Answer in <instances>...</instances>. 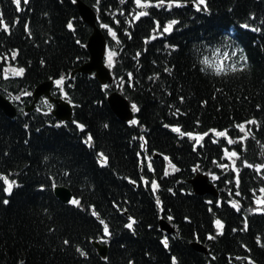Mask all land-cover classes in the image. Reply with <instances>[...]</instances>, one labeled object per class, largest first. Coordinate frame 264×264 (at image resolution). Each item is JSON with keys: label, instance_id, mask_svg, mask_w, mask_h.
<instances>
[{"label": "trees", "instance_id": "16d2710c", "mask_svg": "<svg viewBox=\"0 0 264 264\" xmlns=\"http://www.w3.org/2000/svg\"><path fill=\"white\" fill-rule=\"evenodd\" d=\"M84 1L99 13L107 55L109 48L117 53L114 85L137 105L138 123L114 114L107 89L93 75L71 77L89 59L85 44L91 33L74 0H28L22 10L14 0H0L11 29L0 26L2 92L20 106L26 103L21 92L66 74L55 94L67 92L74 107L73 123L65 124L44 104L31 112L19 108L15 118L0 109V173L18 182L6 192L0 177V264H264V203H258L264 198V169L242 163H264V0H207L201 10L191 0L172 8L141 7L135 0ZM137 12L147 14L137 20ZM172 19L178 23L171 32L153 33L156 20L162 31ZM213 65L229 70L218 73ZM6 67L25 72L5 78ZM253 120L247 131L237 127ZM169 125H179L181 132ZM212 129H227L233 143ZM185 132L208 136L201 140ZM225 147L240 153L239 173ZM101 151L108 157L104 164ZM196 168L217 183L218 197L192 191L188 179ZM53 182L69 187L81 204L59 199ZM130 217L132 229L126 226ZM160 217L173 223L174 234L159 229ZM93 240L108 244L105 256ZM194 241L208 254L194 249Z\"/></svg>", "mask_w": 264, "mask_h": 264}, {"label": "water", "instance_id": "95a60500", "mask_svg": "<svg viewBox=\"0 0 264 264\" xmlns=\"http://www.w3.org/2000/svg\"><path fill=\"white\" fill-rule=\"evenodd\" d=\"M77 8L79 11L80 16L82 19L91 26L92 32L88 38L87 42V49L90 53V60L85 63L83 66L79 68V70L83 72H91L95 71L97 78L102 82L105 83L107 81L111 82L112 77L106 68V66L103 65V56L105 52V38L101 31V29L97 25V15L95 11L86 3H84L82 0H77ZM52 84V81L43 82L35 89V100L36 97L41 94H46L50 96V86ZM51 101L55 103V108L52 110V113L61 120H67L70 121L72 118V107L71 105L65 101L64 99L58 97H49ZM107 101L112 108V110L115 112V114L123 119V120H129L132 119L133 113L130 108V102L129 100L124 97L121 93L117 91H113L109 94ZM0 108L3 110L4 113H6L8 116L13 117L16 114V108L11 103L10 100L5 98L0 93ZM190 183L193 186V189L196 193H211L214 195H217V189L213 184H211L208 181V177L203 173H197L195 177L189 180ZM54 193L63 201H69L71 197V191L65 187L57 185L54 187ZM159 224L162 229H165L168 232H173V227L165 220L160 219ZM99 252L102 255H105L107 252V246L106 245H99L98 243H94ZM191 246L196 249L197 251H201L204 253H207V248L199 243V242H192Z\"/></svg>", "mask_w": 264, "mask_h": 264}, {"label": "snow or ice", "instance_id": "6c2138e0", "mask_svg": "<svg viewBox=\"0 0 264 264\" xmlns=\"http://www.w3.org/2000/svg\"><path fill=\"white\" fill-rule=\"evenodd\" d=\"M14 2L17 5V8L22 10V7H21L22 6V3H27L28 0H14ZM98 2H99V0H98ZM188 2H189V0H135V3L137 5H139V6H141V7L150 6L153 3H155L156 6H163V5L166 4L168 8H172L174 5L175 6H182L183 4H187ZM191 3L194 5V7L197 10H201L202 7L203 8H207V0H191ZM146 14L147 13H145V12H137L135 14V18L137 20H139L141 16L146 15ZM116 22L117 23H120L119 20H117ZM131 22H132L131 20L128 21V23H131ZM177 23H178V21L175 20V19L168 20L163 25V30L160 31V29L162 27L161 26V22L159 20H156L155 21L156 27L153 29V33L155 34L156 32H159L160 35H164V33H166V32H171L173 30V25H175ZM0 26H2V28L4 30H8L9 32L11 30L9 23L6 20L3 19V13L2 12H0ZM25 27L28 28L29 34H31V29H30L29 25L26 24ZM68 27L69 28H72L73 27V25H72L71 22H69ZM103 27L107 29L110 26L108 24H104ZM244 27H250V25L245 24ZM257 30H259V29H257ZM111 35L114 36V37L117 35L115 29H112L111 30ZM145 39L146 40L147 39H155V35H152L150 37H146ZM171 47H176V45H171ZM7 55L8 54L5 53V56H7ZM13 55H16V53H13ZM116 55H117V53L114 52L111 48H109L107 61H108V63H109L110 66L111 65H114L116 63V61L114 59V57ZM4 58H5L4 56H0V60H3ZM241 59H246V57H241ZM204 63L205 64H208V63H210V61H208V59L205 57ZM213 67L216 69V71L218 73L219 72H225V71H228L229 70V69H227V68H225L223 66L213 65ZM240 67L243 68L244 65L241 64ZM231 70H235V65H233V67H232ZM165 71H169V69H165ZM24 72H25V68L24 67H15V68H12L11 69V73L9 72V69L6 67L4 69V71H3V75H4L5 78H8V76L10 74L11 75H14V76H21V75L24 74ZM93 75H95V74H93ZM128 75L131 76L132 74L129 73ZM154 75L159 76V73H155ZM65 79H66V77L64 75H61L59 77V79H57L55 81L57 85L61 86V90L63 88V82H64ZM121 79H123V78H121ZM150 79H151V77H150ZM103 87L105 89H107L109 87V85L105 84V85H103ZM23 94L24 95H27V93H23ZM64 96L67 98L68 97V93L67 92H64ZM15 98L17 100L20 99L19 96L15 97ZM180 99L183 100L184 98L183 97H180ZM47 102H48V98L45 97V103H47ZM205 103H206V101H205ZM132 107H133V109H135L137 111L139 110L137 108V105L135 104V102H133ZM257 107H259V105ZM48 111H51V107L48 109ZM177 113H179V110H177ZM252 122H255V121L254 120L253 121H245V122L240 123L239 125H237V127H239L242 130L247 131L246 124L252 123ZM60 123H65V122L61 121ZM76 123L79 125L80 129H84L85 128V125L84 124L79 123L78 121ZM129 123L136 124V123H138V121L134 119V120H130ZM197 123H199V121H197ZM169 127H174L175 128V131L181 132V127L179 125H175V126L169 125ZM211 131L212 132H215L220 137H227L229 144L233 143L232 138L228 135V130L227 129L222 130V131L221 130H217V129H212ZM184 135L189 136V137H197L198 136L202 140L203 137L208 136V132H202V133L185 132ZM237 139L240 140V141H245L247 139V137L246 136H239ZM91 140H92V136L89 133L88 134V137H87V140H86V143H89L90 144ZM197 142H199V140ZM224 155L227 156L230 160H232V167L236 170L237 173H239V168L236 166V158H239L240 153L237 152L234 148L231 151H229V149L227 147H225V149H224ZM99 156L102 158L100 160L101 164H104V163L107 162L108 157L104 154V152L101 151L99 153ZM242 163L245 166L254 167L257 170L264 169V163H258V164L252 165L247 160H243ZM149 166H151V162L150 161H149ZM197 167H199V165H197ZM220 167L225 168L227 166L224 165V164H221ZM212 175L215 177V174L214 173H212ZM0 177L3 178V180L5 181V183L7 185L6 188H5V191L6 192H11L12 189H13V186L16 183H18L16 181H13V180L9 179V177L5 173H0ZM238 179L239 178L237 176V181H238ZM145 180L147 182V178H145ZM133 183H135V181H133ZM152 183H153V186L154 187H158L159 186L155 181H153ZM40 187L41 188H44L45 185L42 184ZM53 187H55V183L54 182H53ZM253 191H255V189ZM260 191L261 192H264V188H261ZM4 202L7 203L8 201L5 200ZM157 202L158 203L160 202L159 201V198H157ZM70 203H72L74 205H80L81 204V200L78 199V198H76V197H72L71 200H70ZM113 203H115V202H113ZM229 203H233V201H229ZM236 203L238 204V202H236ZM258 203H264V198H261V200L258 201ZM117 207L119 208V205H117ZM92 210H93V212H94L95 215L99 216V213L96 212V210H95V206H92ZM129 220H130V222L126 226L129 229H132L133 228V224L135 222V218L134 217H130ZM102 223H103V230L105 232H109V226H108V224L106 222H102ZM215 223H216L217 228H221L222 229L223 222L220 219H217L215 221ZM109 234H110V232H109ZM210 238H211V234H210ZM100 239H104V237H100ZM163 239H164V243L167 244L168 237L165 236ZM65 243H68V241H65ZM80 251L82 252L83 255H85V256L88 255V253L86 251H84L82 248L80 249ZM105 259H107V257H105ZM172 259H173V261H175L176 260V257H173ZM253 264H255L254 261H253Z\"/></svg>", "mask_w": 264, "mask_h": 264}, {"label": "bare ground", "instance_id": "6f19581e", "mask_svg": "<svg viewBox=\"0 0 264 264\" xmlns=\"http://www.w3.org/2000/svg\"><path fill=\"white\" fill-rule=\"evenodd\" d=\"M144 184V183H143ZM144 186H145V184H144Z\"/></svg>", "mask_w": 264, "mask_h": 264}]
</instances>
